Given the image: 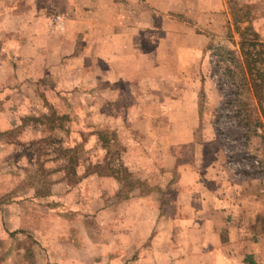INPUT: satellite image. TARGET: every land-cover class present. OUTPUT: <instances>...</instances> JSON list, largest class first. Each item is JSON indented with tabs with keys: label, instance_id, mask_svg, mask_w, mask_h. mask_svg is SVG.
<instances>
[{
	"label": "rangeland",
	"instance_id": "obj_1",
	"mask_svg": "<svg viewBox=\"0 0 264 264\" xmlns=\"http://www.w3.org/2000/svg\"><path fill=\"white\" fill-rule=\"evenodd\" d=\"M147 1L149 3L146 4L145 0H80L84 11L91 12L80 16L79 21H74L70 11L63 12L61 0H0V108L3 105L4 108L12 111L19 102L28 104L29 101H33L42 109V112L38 111L37 115H50L53 111L56 112L59 117H64L61 121L63 128L55 131L56 135L62 138L63 148H75V152L70 153V156L75 157L73 160L75 174L66 178L64 175L68 169L67 160H59L56 152L61 145L36 143L44 137L47 130L30 119L31 115H34H30L32 112L21 113L22 117H20L23 120L22 125L17 127L20 130L18 135L8 139L0 137V220L2 221L0 224V264H62L63 260H66L64 264H129L131 262L129 261L131 257L126 256L124 252L133 240L130 239V243L127 240H119L120 243L111 238L110 233L113 226L110 223L109 213L102 214L101 224H99L102 227L100 231L97 225V229L93 227V223L85 224V227L89 229L85 231L83 240L78 234L79 231L78 235L76 234L74 223L46 224L40 219L80 215L88 221V218L98 217L96 206L93 205L98 191L95 190L96 186L91 184L95 173L89 168L100 163L106 151L114 155L117 153L119 158L110 163L108 153L102 161V171L111 166L123 168L120 165L121 163L123 165L125 161L121 160L120 156L121 149L125 147L124 138L116 126H111L113 123H110L111 118H109L113 113H118L112 111V98L107 97L105 95L107 93L104 92L105 103L99 109L101 111L93 108L97 94L93 88L95 80L91 69L94 54L90 46H97L109 36L113 20L119 19V22L125 23L127 21L125 15L128 14L131 21L136 23L137 18L144 15L145 23H148L151 34L155 35V38L162 37L163 33L159 28L164 24L165 30L174 33L179 31V35L187 36L189 32L193 37L195 34L201 36L193 40L199 46L210 43V49L206 54L208 57L207 71L210 74L212 71L213 76L212 81L209 78L198 81L202 86L197 101L200 127L197 130L194 129L196 131L194 133L201 141L212 136L214 130L218 135L219 129L227 133L226 129L228 130L229 126H235L234 119L228 121L225 117L218 118L224 97L217 81L223 74L226 82L225 90L236 88V83L229 81V78L224 75L225 66H228L234 73L238 72L234 61L227 63L228 61L224 60L226 51L231 53L229 59L242 62L238 47L239 32L236 27L242 31L247 25H251L260 41L264 43V0ZM141 12L144 14L141 15ZM237 16L244 17L247 22H234ZM76 22H78L77 25H75ZM157 29L158 32L155 31ZM182 40L181 37L178 39L179 45H182L180 42ZM67 67L70 68V74L65 73ZM243 70L248 77L245 68ZM163 83L164 81H160L158 84ZM175 83L176 89H173L171 94L167 93L168 97L165 99V103L170 104L171 110L150 113L153 119L159 117L158 121L166 126L160 130V134L167 135V141H163L164 143L156 147L152 140L150 143H148L149 140L136 143L137 138H135L133 154L137 153L141 156L143 152L148 155L152 150H156L155 148L161 147L168 154L172 151L181 154L183 158L177 163L185 164L193 161L185 157L193 153L195 147L199 158L197 161L202 165L204 160L200 157L204 158L213 150L209 143L206 146L196 145L198 142L193 145L185 143L193 134L191 126L189 127L186 121L194 118L195 113L179 110V97L182 90H186L185 83L187 82L176 81ZM188 84H191L189 89L193 90L194 81H189ZM164 89L162 85L158 89L159 94L163 93ZM156 91L151 88L152 93ZM177 93L178 96L173 95ZM155 98L154 96L153 99ZM252 101L255 106V115L259 118V125L255 128L252 141L248 144H244V141L241 143L224 141L222 145L217 142V149L223 161V151L228 155H234L235 159L231 162L240 176H244L246 180L251 178L258 180L257 183L261 185V194L264 198V162L261 159L264 157V98L259 102L253 97ZM182 102L184 100L180 103ZM17 117L19 115L16 112L4 118L14 125ZM217 119L221 121L220 124L217 123ZM168 121L171 122L170 125ZM205 124H208V127ZM210 124H213V127ZM258 128L263 131V135H258L256 132ZM96 135L100 137L103 144H106L102 156L97 154L99 145L93 143ZM168 141L171 144H168ZM179 141L183 142L182 145L177 144ZM249 146L250 150H247ZM217 149L216 152H218ZM256 158L260 159L258 164L254 163ZM137 159L140 166L142 164L150 166L156 163L152 159L150 161ZM121 177L124 181L126 180L125 185L129 184V186L121 189L119 199L131 195L141 196L147 194L149 190L152 198L157 200L159 194L153 191L158 188V183H161L158 181L157 174L147 175L143 180L133 178V176L125 177V174H121ZM165 182L167 183V180ZM64 183H67L69 188ZM37 188L44 191L52 189L54 197L51 200L55 206L54 209L43 207L37 209L32 206L34 202L30 197L33 194L32 191ZM169 195L166 193V199ZM102 196L105 199V195L102 194ZM5 199L9 203L5 204ZM257 201L258 205L259 200ZM259 213L256 227L264 232V211ZM16 219H18L17 222ZM130 225L136 232L137 225ZM130 225L122 222L118 228L113 229V232L116 230V235L124 233L126 227ZM51 226L54 227V232L52 231L53 233L47 236L46 242L52 244L46 254L45 246L41 247L39 244V238L45 236L44 233ZM140 234L139 230L137 235ZM99 237L102 238V252L97 254V249L91 241L99 242ZM43 243L45 240L41 244L44 245ZM83 243H85V248L81 247L80 252L85 255L77 256L75 249H79ZM63 244L72 245L74 250L71 255L64 253L65 250L61 248ZM156 246L155 243L154 247ZM96 248L99 246L96 245ZM187 256H189L188 252H182L185 263L198 264L199 258L197 259L196 255H192L193 258ZM134 258L137 259L136 255Z\"/></svg>",
	"mask_w": 264,
	"mask_h": 264
},
{
	"label": "crops",
	"instance_id": "obj_2",
	"mask_svg": "<svg viewBox=\"0 0 264 264\" xmlns=\"http://www.w3.org/2000/svg\"><path fill=\"white\" fill-rule=\"evenodd\" d=\"M79 1L61 0L63 12L70 11L74 21H79L80 16L91 12H85ZM145 1L146 4L149 3V1ZM143 14L144 12H141V15ZM125 16V20L127 19L125 23L119 22V19L113 20L109 36L97 46H90L94 54L93 68L91 69L95 80L93 88L97 94L93 108L101 111L99 109L105 103L103 96L112 98V111L118 113H113L109 117L111 118L110 123H113L111 126H116L121 131L125 143L120 156L121 160L125 162L120 166H123L125 170V177L133 176V178H142L141 180H143L147 175L157 174L158 181L161 182L158 183V188L153 189L159 194H157V200L152 198L149 190H147V194L141 196L133 197L131 195L119 199L121 189L129 186V184L125 185L127 182L121 177L123 173L110 174L109 172V175L95 173L91 184L93 183L96 186L95 190L98 191L96 192L97 197L93 200L98 217L88 218L87 221L80 215H66L57 218H40L41 222L46 224H57L58 222L63 225L74 223L76 234L79 231L78 234L83 240L85 231L89 229L85 227V224L93 223V227L96 229L98 227L100 231L102 229L99 225L101 216L109 213L111 215L110 223L113 226L110 233L111 238L117 242L127 240L130 243L133 240V243L127 245L124 252L126 256L131 257L129 264H187L186 260L182 258V252H188L189 256L187 257L190 258H193L192 255H196L197 259H200H198V264H264V232L256 227L258 214L260 211H264L261 185L257 183L256 179L246 180L244 176H240L233 168V163L226 152H223L224 161L220 159L221 153L217 149L218 136L215 130L212 136L201 141L199 136L194 133L196 132L194 129L197 130L200 127L197 101L202 86L198 81L208 80V78L212 81L211 77L213 76L212 71L211 74L207 71L208 57L206 54L210 49V43L199 46L193 40H197L201 36L195 34L194 38L189 32L187 36L179 35V31L174 33L165 30L164 24L159 28L163 33L162 37L155 38V35L151 34L148 23H145L144 15L137 18L136 23L131 21L128 14ZM77 24L78 22L75 25ZM155 31L158 32V29ZM180 37L183 39L180 41L182 45L178 44ZM65 71L66 74L71 72L69 67ZM160 81H164L162 85L163 88L165 87L161 94L158 91L162 87L159 85ZM176 81L187 82L185 83L186 90H182L179 97V110L195 113L194 118H189L190 121H186L189 127L191 126L193 134L185 143L193 145L198 142L196 145L203 144L205 146L209 143L213 150L207 153L204 158L200 157L204 160L202 165L197 161L199 160L198 152H195L194 146V152L185 157L187 160L193 161H188L185 164L177 163L179 159L183 158L181 154L173 153V151L168 154L161 147L155 148L156 150H152L148 155L143 152L141 156H138L137 153L133 154L135 138H137L136 143H144L147 140L150 143L152 140L156 147L164 143L163 141H167V135L160 134V130L166 126L158 121L159 117L153 119L150 113L171 110L170 104L167 105L165 99L168 97L167 93L171 94L172 90L176 89ZM189 81H194L193 90L189 89L191 85L188 84ZM198 85L199 87H197ZM151 88L157 91L152 93ZM104 92L107 94L103 95ZM178 93L173 95L178 96ZM62 95L64 94L62 93ZM182 98L184 102L180 103L183 101ZM1 106L0 133L20 127L23 120L21 113L30 111L32 112L30 115L34 114L31 116H38V111L42 112V109L33 101H29L28 104L19 102L12 111ZM16 112L19 117H17V121L14 120L15 124L11 125L10 121L7 122L4 117ZM168 123L171 124L170 121ZM205 126L208 127V124ZM94 138L96 140L93 143L99 145L97 154L102 156L104 153L102 141L97 135ZM169 142L168 144H171ZM182 143L179 141L177 144L182 145ZM170 146L172 147V145ZM216 149L218 152L215 151ZM137 158L143 159V161L152 159L156 163H152L150 166L145 164L140 166L136 161ZM112 167L114 170L120 168L119 166ZM167 176L168 178H166ZM64 184L69 188L67 183ZM166 193L170 194L168 199H166ZM102 194L105 195V199ZM53 195L51 189L50 199L54 197ZM30 199L34 202L32 206L37 209L43 207L51 210L55 207L52 201L50 204L38 206V201L33 195ZM257 200H259L258 205ZM6 203L9 202L6 201ZM256 209L260 211H256ZM15 221L17 222L18 219ZM122 222L128 225L136 224V232L130 225L126 227L124 233L121 232L123 234L117 232L119 235H116V230L113 232V229L118 228ZM98 230L97 232L100 233ZM139 230L141 234L137 235ZM52 231L54 232L53 226L47 228L45 236L39 238V244L41 247L45 246L46 254L52 244L46 242L47 236L51 235ZM118 231L120 232V230ZM43 240H45L44 245L41 244ZM101 242V237H99V242L91 241L95 245L94 248L97 249V254L102 252ZM155 243L156 247H154ZM84 245L85 243L80 245L79 249H75L77 256L85 255L80 252L81 247L85 248ZM96 245L99 248H96ZM61 248L68 256L74 250L71 244H63ZM135 255L137 259L134 258ZM65 261L63 260L61 263L64 264Z\"/></svg>",
	"mask_w": 264,
	"mask_h": 264
},
{
	"label": "trees",
	"instance_id": "obj_3",
	"mask_svg": "<svg viewBox=\"0 0 264 264\" xmlns=\"http://www.w3.org/2000/svg\"><path fill=\"white\" fill-rule=\"evenodd\" d=\"M234 22L244 23L247 22L244 17L237 16L235 17ZM237 32H239V42L238 47L240 51V57L242 58V62L240 60L229 59L231 56L230 51L225 52V61L227 63H232L234 61L236 67L238 68V72H232L228 66H225L224 75L228 77L229 81L236 83L235 89L225 90L226 82L224 81L223 74L218 78L217 85L221 92L223 93V102L220 106L219 117H225L228 121L234 119L236 121L235 126H229L227 133L223 131H218V142L222 145L224 141L230 143V141H237L241 143L244 141L245 143H250L252 138L255 136V128L259 125V118L255 115V106L252 101V98L259 102L264 98V43L260 41L258 34L253 30L251 25H247L242 31H240L239 27H236ZM243 68L248 73V77L244 73ZM234 78V79H233ZM248 78V79H247ZM227 112V113H226ZM229 112V113H228ZM30 119L33 120L34 123L41 124L45 130H47L44 137L41 138L36 143H45V144H59L57 152V158L59 160L66 159L67 171H65L66 178L68 176H72L75 174L74 170V156H70V153L75 152V148H63L62 146V138L56 135L55 131L63 128L64 117H59L56 112H52L50 115H38L32 116ZM217 119V123L220 122ZM219 124L217 126H219ZM20 132L19 128L7 130L5 132L0 133V137L2 138H10L15 137ZM220 136V138H219ZM220 140V141H219ZM35 143V144H36ZM34 144V142H32ZM103 144V143H102ZM103 148L106 149V144L102 145ZM250 150V146L249 149ZM123 151V149H121ZM225 152V151H223ZM250 152V151H248ZM109 153V154H108ZM108 154L109 162L115 161L119 158V155L116 153L111 154L109 151L104 153V159ZM226 155H228L226 153ZM229 159L234 160V155H228ZM102 161L98 164L92 165L91 169L93 173L105 175L115 174V173H123L125 174L124 168L115 169L111 166L109 168H104L102 171ZM105 163V162H104ZM106 165V164H105ZM110 166V164H107ZM100 169V170H99ZM68 180V179H67ZM33 187L32 185H30ZM33 197L38 201L37 205L42 206L44 204H50L52 201L50 198L49 190H42L41 188H37L33 190ZM4 201H7L6 199Z\"/></svg>",
	"mask_w": 264,
	"mask_h": 264
},
{
	"label": "built area",
	"instance_id": "obj_4",
	"mask_svg": "<svg viewBox=\"0 0 264 264\" xmlns=\"http://www.w3.org/2000/svg\"><path fill=\"white\" fill-rule=\"evenodd\" d=\"M256 132L258 133V135H259V134H260V135H263V133H262L263 131H262L260 128H258ZM261 159H262L263 162H264V157H261ZM259 160H260L259 158L254 159V163H255V164H258V163H259Z\"/></svg>",
	"mask_w": 264,
	"mask_h": 264
}]
</instances>
